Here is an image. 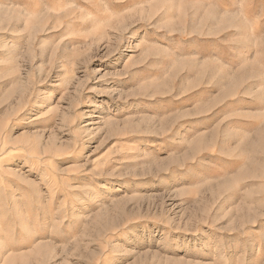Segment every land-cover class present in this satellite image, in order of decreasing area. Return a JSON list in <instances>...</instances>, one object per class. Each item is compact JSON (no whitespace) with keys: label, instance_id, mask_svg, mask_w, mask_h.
<instances>
[{"label":"rangeland","instance_id":"1","mask_svg":"<svg viewBox=\"0 0 264 264\" xmlns=\"http://www.w3.org/2000/svg\"><path fill=\"white\" fill-rule=\"evenodd\" d=\"M0 264H264V0H0Z\"/></svg>","mask_w":264,"mask_h":264}]
</instances>
